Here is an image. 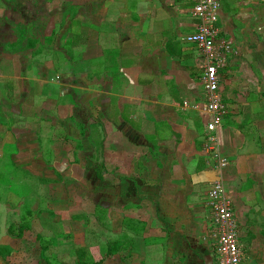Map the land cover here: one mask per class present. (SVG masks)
<instances>
[{
  "label": "crops",
  "instance_id": "0c3cea01",
  "mask_svg": "<svg viewBox=\"0 0 264 264\" xmlns=\"http://www.w3.org/2000/svg\"><path fill=\"white\" fill-rule=\"evenodd\" d=\"M219 1L236 52L220 72L223 171L203 154L204 59L185 40L202 22L194 0H0V264L24 261L27 245L10 241L32 232L31 202L78 169L58 147L75 155L82 120L103 122L104 181L118 178V196L89 195L88 211L119 243L63 264L83 248L97 264H216L207 196L220 179L243 264H264V0Z\"/></svg>",
  "mask_w": 264,
  "mask_h": 264
},
{
  "label": "rangeland",
  "instance_id": "374dc122",
  "mask_svg": "<svg viewBox=\"0 0 264 264\" xmlns=\"http://www.w3.org/2000/svg\"><path fill=\"white\" fill-rule=\"evenodd\" d=\"M35 14L38 18V11H35ZM98 113V110L91 111V115H95L96 118L99 117ZM80 131L79 155L78 151L73 155L69 146L58 147L59 157L63 160L68 158L70 161H78V169L64 171L63 187L54 184L41 188L42 197L44 196L47 201L44 200L41 204L31 202L34 213L31 218L32 232H27L22 242L10 241L12 245H27V249H21L18 254V257L20 253L24 257L20 264H63L60 259L64 260V256L68 259L72 250L79 246L91 248L97 259H101L105 253L104 245L119 243V232L113 231L110 236L102 215L98 216L100 214L97 213V216H91L87 204L89 195L101 203L106 198L104 195L108 193L118 196V190L115 189L118 187V178L113 173L112 177L104 181V171L100 166L106 158L101 146L103 122L95 121L89 124L88 121L82 120ZM107 183L112 187L106 185L105 191L103 185ZM76 207L80 210L75 211ZM2 221H6V218ZM44 245H49L46 250ZM81 250L79 253L86 254L87 249ZM2 252L9 251L5 249Z\"/></svg>",
  "mask_w": 264,
  "mask_h": 264
},
{
  "label": "built area",
  "instance_id": "2783aa9c",
  "mask_svg": "<svg viewBox=\"0 0 264 264\" xmlns=\"http://www.w3.org/2000/svg\"><path fill=\"white\" fill-rule=\"evenodd\" d=\"M194 15L202 22L186 41L196 44L204 59L203 84L206 91L204 110L209 116L206 125V141L203 154L208 163L218 171H223L230 164L219 148L218 131L227 107L221 96V70L225 69L231 58L236 55L235 45L231 38L223 36L221 30V2L219 0H194ZM207 207L212 213L214 228L215 263L243 264L239 242V222L234 210V203L227 192L223 179L216 181L208 191Z\"/></svg>",
  "mask_w": 264,
  "mask_h": 264
},
{
  "label": "trees",
  "instance_id": "16d2710c",
  "mask_svg": "<svg viewBox=\"0 0 264 264\" xmlns=\"http://www.w3.org/2000/svg\"><path fill=\"white\" fill-rule=\"evenodd\" d=\"M79 251H82L81 249L78 250V258H79V264H97L93 261V256L91 255V252L86 251L85 253H79ZM84 257H83V256Z\"/></svg>",
  "mask_w": 264,
  "mask_h": 264
}]
</instances>
